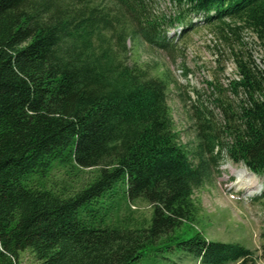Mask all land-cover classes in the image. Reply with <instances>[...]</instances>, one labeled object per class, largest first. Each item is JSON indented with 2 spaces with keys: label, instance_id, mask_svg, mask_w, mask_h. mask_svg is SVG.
<instances>
[{
  "label": "trees",
  "instance_id": "16d2710c",
  "mask_svg": "<svg viewBox=\"0 0 264 264\" xmlns=\"http://www.w3.org/2000/svg\"><path fill=\"white\" fill-rule=\"evenodd\" d=\"M170 1L183 34L184 15H199L250 30L261 49L259 66L237 60L244 99L221 128L200 123L193 148L174 129L167 79L129 61L133 39L169 45L145 0H0V264H17L26 249L38 264H132L146 252L264 261V244L177 233L195 220L194 192L222 155L264 179V0ZM55 162L99 173L69 193L45 183ZM120 191L149 203L145 224L115 222Z\"/></svg>",
  "mask_w": 264,
  "mask_h": 264
},
{
  "label": "rangeland",
  "instance_id": "374dc122",
  "mask_svg": "<svg viewBox=\"0 0 264 264\" xmlns=\"http://www.w3.org/2000/svg\"><path fill=\"white\" fill-rule=\"evenodd\" d=\"M145 2L148 14L162 21L161 28L169 45L161 48L141 38L133 39L128 42L129 61L147 66L152 75L167 79V103L174 129L179 133V142L193 148L200 123L221 128L227 116L225 112L229 113L244 99L241 88L233 84L238 79L236 63L242 59L252 68L259 66V41L248 29L222 30L217 24H206L203 17L192 14L184 15V23L191 27L183 34L185 24L176 20L179 9L173 2ZM247 172L251 171L243 164L222 155L218 173L194 192L193 198L200 208L195 220L191 225L182 224L177 233L190 236L199 231L210 241L238 242L249 249H259L264 244V197H261L264 179ZM98 173L94 167L79 168L73 162H55L45 183L71 193L92 182ZM247 179L252 180L253 186L245 187ZM114 198L118 201L113 212L115 222L125 220L137 227L149 220L152 210L145 200L127 202L121 191ZM185 257L182 252L166 254L164 258L146 252L132 264H199ZM17 264H38V261L26 249L18 253ZM253 264H264V261L257 259Z\"/></svg>",
  "mask_w": 264,
  "mask_h": 264
},
{
  "label": "bare ground",
  "instance_id": "6f19581e",
  "mask_svg": "<svg viewBox=\"0 0 264 264\" xmlns=\"http://www.w3.org/2000/svg\"><path fill=\"white\" fill-rule=\"evenodd\" d=\"M247 173H249V175H253L251 172H247ZM240 182L241 183H244V181H242V180H240ZM253 182H252V180L251 179H247V180H245V187H251V186H253ZM251 194V193H250Z\"/></svg>",
  "mask_w": 264,
  "mask_h": 264
}]
</instances>
